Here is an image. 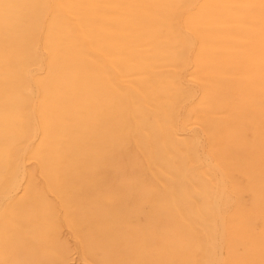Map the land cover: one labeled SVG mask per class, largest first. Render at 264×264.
I'll return each instance as SVG.
<instances>
[{
  "label": "bare ground",
  "instance_id": "obj_1",
  "mask_svg": "<svg viewBox=\"0 0 264 264\" xmlns=\"http://www.w3.org/2000/svg\"><path fill=\"white\" fill-rule=\"evenodd\" d=\"M189 64L208 107V82L260 84L264 119V0H0V261L67 264L64 227L96 264H195L194 246L203 264H264L256 148L212 142L219 187L194 184L177 125Z\"/></svg>",
  "mask_w": 264,
  "mask_h": 264
},
{
  "label": "rangeland",
  "instance_id": "obj_2",
  "mask_svg": "<svg viewBox=\"0 0 264 264\" xmlns=\"http://www.w3.org/2000/svg\"><path fill=\"white\" fill-rule=\"evenodd\" d=\"M189 39L195 44L193 36H189ZM195 50L192 51L194 53ZM192 64L182 69L181 79H183L184 89L192 93L191 99L186 102H182L179 105V118L177 119V125L180 130V139L184 141V151L187 153V159L189 160V169L194 180V184L200 187L206 184L211 189H218V173L216 170L208 165L207 154L209 153L210 145L216 141V144L222 143L224 139L238 140L242 145H253L257 153H259L258 159L260 164L264 165V119L262 113V99L260 84H257L258 90L248 93L246 90L239 89L241 87L244 78H239L236 82V86H226L224 82L207 83V87L211 89L212 96L218 100V104L215 106H206L203 102V91L199 84L200 80L198 75L193 72ZM220 82V83H219ZM230 94L235 105L241 107L237 112H232L228 106H226L225 92ZM192 111L195 116V121L192 124L186 123V115ZM234 119L235 124H234ZM212 131L215 138L205 135L202 128ZM232 133V136H231ZM134 136V135H132ZM232 140V141H233ZM239 143V144H240ZM194 148L198 152V160L192 161L191 149ZM190 151V153H189ZM130 152L134 157H138L136 163L144 160L142 150L137 145L134 137L130 138ZM148 163V161H146ZM35 163L28 164L29 173H36L37 168ZM38 181V180H37ZM247 183V180H244ZM39 183V181H38ZM230 184V183H229ZM233 192H228V196L222 201V208L225 212L232 210L236 203L233 196ZM21 194L19 195V197ZM55 202L53 195L46 194V197ZM250 199V200H249ZM54 200V201H53ZM251 196L248 195L246 203H251ZM60 209V208H59ZM140 209V213L137 212L133 217L129 225L122 226L124 233L130 235V228H136L139 223V214L149 216L151 209L145 206ZM139 213V214H138ZM59 215L63 216L62 209H60ZM260 227V221L257 222ZM219 230V226L217 227ZM251 236L256 238L257 233L252 232ZM61 240L68 243L70 247V255L67 264H96L93 260H82L80 254L81 243L78 239L72 235V232L67 228L61 230ZM137 247V245H136ZM214 248L212 247L210 254H213ZM192 253L194 254L195 264H203L206 260V252L201 247H193ZM0 264H16L9 261H0Z\"/></svg>",
  "mask_w": 264,
  "mask_h": 264
}]
</instances>
